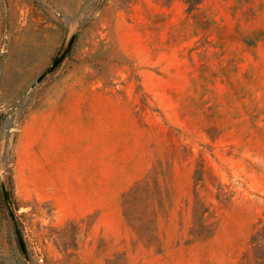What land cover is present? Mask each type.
Listing matches in <instances>:
<instances>
[{
    "label": "rangeland",
    "instance_id": "374dc122",
    "mask_svg": "<svg viewBox=\"0 0 264 264\" xmlns=\"http://www.w3.org/2000/svg\"><path fill=\"white\" fill-rule=\"evenodd\" d=\"M188 9L0 0V264H255L264 0Z\"/></svg>",
    "mask_w": 264,
    "mask_h": 264
},
{
    "label": "trees",
    "instance_id": "16d2710c",
    "mask_svg": "<svg viewBox=\"0 0 264 264\" xmlns=\"http://www.w3.org/2000/svg\"><path fill=\"white\" fill-rule=\"evenodd\" d=\"M205 0H184L185 4L188 5V10L192 11L195 7H197L199 4H201ZM136 197L137 193L136 191H133L127 195V199L124 202V205L127 206V212L128 207L131 205V199L132 197ZM146 194H141V199H146ZM207 210H205L204 205L200 203L199 199L196 198L194 202V206L192 209V217L194 222V227L192 229V236H195V238H200L203 236H211L212 233V227L213 224L209 222V219L205 217V213ZM262 221H259V224H261ZM261 240H264V228H262L258 233L253 235L250 240L251 249L253 253V258L255 264H264V247L261 243Z\"/></svg>",
    "mask_w": 264,
    "mask_h": 264
},
{
    "label": "water",
    "instance_id": "95a60500",
    "mask_svg": "<svg viewBox=\"0 0 264 264\" xmlns=\"http://www.w3.org/2000/svg\"><path fill=\"white\" fill-rule=\"evenodd\" d=\"M72 41H73V40L70 41V43L68 44V47H70V45L72 44ZM66 52H67V51L64 50V51L58 56V58H56V60H55V61L53 62V64H52V66L49 68L48 72L53 71V70H54V69L60 64V62L62 61V59H63V57H64V55H65ZM44 76H45V75L41 76V77L37 80V83L41 82L42 79L44 78ZM18 240H19V245H20V247L23 249V243H22V241H21L19 235H18Z\"/></svg>",
    "mask_w": 264,
    "mask_h": 264
}]
</instances>
